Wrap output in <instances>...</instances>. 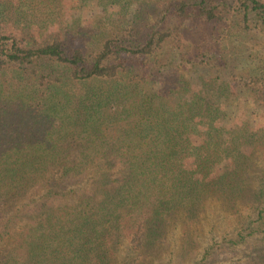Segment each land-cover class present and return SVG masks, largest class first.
Listing matches in <instances>:
<instances>
[{"label":"trees","instance_id":"obj_1","mask_svg":"<svg viewBox=\"0 0 264 264\" xmlns=\"http://www.w3.org/2000/svg\"><path fill=\"white\" fill-rule=\"evenodd\" d=\"M0 264H264V0H0Z\"/></svg>","mask_w":264,"mask_h":264},{"label":"rangeland","instance_id":"obj_2","mask_svg":"<svg viewBox=\"0 0 264 264\" xmlns=\"http://www.w3.org/2000/svg\"><path fill=\"white\" fill-rule=\"evenodd\" d=\"M202 210L203 211L199 216L200 222L197 228L198 233L202 237H204L207 234L210 227L213 225L220 229H224L227 228L230 224H232L233 220L231 218V215L223 211L221 209V204L214 200L212 202H207ZM220 257L221 255L219 256L218 259L226 260L227 258H229L228 256L223 258Z\"/></svg>","mask_w":264,"mask_h":264}]
</instances>
